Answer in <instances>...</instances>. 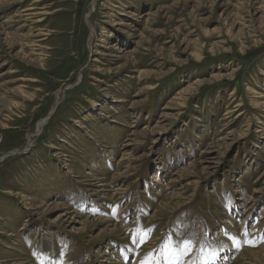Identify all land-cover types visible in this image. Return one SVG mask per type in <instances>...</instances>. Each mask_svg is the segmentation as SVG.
<instances>
[{"label":"rangeland","instance_id":"obj_1","mask_svg":"<svg viewBox=\"0 0 264 264\" xmlns=\"http://www.w3.org/2000/svg\"><path fill=\"white\" fill-rule=\"evenodd\" d=\"M145 258L264 264V0H0V264Z\"/></svg>","mask_w":264,"mask_h":264},{"label":"bare ground","instance_id":"obj_2","mask_svg":"<svg viewBox=\"0 0 264 264\" xmlns=\"http://www.w3.org/2000/svg\"><path fill=\"white\" fill-rule=\"evenodd\" d=\"M36 8L34 7V5H30L28 8H25L24 10H21V12L20 13H22V12H28V11H34ZM90 12L92 13V11L94 10V3L92 4V6L90 7ZM89 16H91V15H89ZM28 19V18H27ZM38 23L40 22V21H37ZM93 31V30H92ZM94 32V31H93ZM94 34V33H93ZM57 95H56V97L58 98L59 96H58V93H56ZM180 97H181V95H180ZM60 98V97H59ZM45 121L46 120H42V121H40L38 124H37V126H36V134H39L40 133V131L42 130V127H44V124H45ZM34 136L33 135H30V136H28V143L31 145L32 144V140H31V138H33ZM175 264H179V262L177 263H175Z\"/></svg>","mask_w":264,"mask_h":264},{"label":"snow or ice","instance_id":"obj_3","mask_svg":"<svg viewBox=\"0 0 264 264\" xmlns=\"http://www.w3.org/2000/svg\"><path fill=\"white\" fill-rule=\"evenodd\" d=\"M147 235V233H145V236ZM143 239V237H142ZM191 248V241L190 240H186L184 241L183 245H182V251L183 252H187L188 250H190ZM141 264H148V259L145 258V260L141 261Z\"/></svg>","mask_w":264,"mask_h":264},{"label":"water","instance_id":"obj_4","mask_svg":"<svg viewBox=\"0 0 264 264\" xmlns=\"http://www.w3.org/2000/svg\"><path fill=\"white\" fill-rule=\"evenodd\" d=\"M53 113V112H52ZM52 113L47 117L46 122L51 118Z\"/></svg>","mask_w":264,"mask_h":264}]
</instances>
